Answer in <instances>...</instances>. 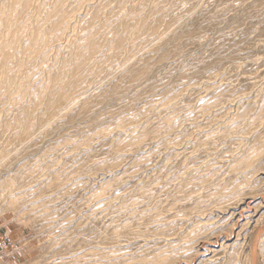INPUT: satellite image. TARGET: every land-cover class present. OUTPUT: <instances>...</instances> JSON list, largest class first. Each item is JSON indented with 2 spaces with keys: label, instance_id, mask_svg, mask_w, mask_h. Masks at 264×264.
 <instances>
[{
  "label": "rangeland",
  "instance_id": "obj_1",
  "mask_svg": "<svg viewBox=\"0 0 264 264\" xmlns=\"http://www.w3.org/2000/svg\"><path fill=\"white\" fill-rule=\"evenodd\" d=\"M0 264H264V0H0Z\"/></svg>",
  "mask_w": 264,
  "mask_h": 264
}]
</instances>
